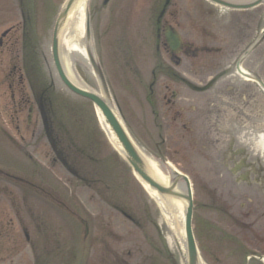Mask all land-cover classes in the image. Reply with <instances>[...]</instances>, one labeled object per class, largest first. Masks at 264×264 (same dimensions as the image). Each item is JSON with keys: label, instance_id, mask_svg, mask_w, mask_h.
Returning <instances> with one entry per match:
<instances>
[{"label": "rangeland", "instance_id": "rangeland-1", "mask_svg": "<svg viewBox=\"0 0 264 264\" xmlns=\"http://www.w3.org/2000/svg\"><path fill=\"white\" fill-rule=\"evenodd\" d=\"M51 5H56L61 3L60 0H49ZM60 1V2H59ZM142 2V0H139ZM177 2L183 6L182 11L186 10L190 13L196 12L197 14H200L202 8L197 5L195 0H177ZM57 5V6H58ZM44 6V5H42ZM204 10H212V11H219L217 8L210 7L209 5H204ZM3 2L0 0V19H3V26L0 27L1 29H6V28H12L14 31L15 29L20 28V11L15 7L14 10H7L3 11ZM137 12V7L135 8V13ZM113 17L116 16L112 12H109ZM184 13V12H182ZM138 14V13H137ZM221 14V13H219ZM264 8L260 7L256 10V14L254 13H248V17H244L243 15H238L239 20L238 24L235 23V21L230 22L228 27L229 29H226L224 31L219 30L220 35L225 36L224 38L226 41H230L233 43V50L237 51H242L246 47H248V44L251 42V39L253 36L257 35V32L255 31V34L252 33L254 32V29H261L264 26ZM256 15H261L259 18ZM49 15L47 16V12L44 10H41L38 12L37 15V20L42 23V24H49L47 26V29H51L50 24L47 22ZM223 19V18H222ZM52 20V17L50 21ZM49 21V22H50ZM220 21H222L220 19ZM235 23V24H234ZM113 24V22H112ZM97 28H99V25H95ZM114 26V24H113ZM115 27V26H114ZM116 29V28H115ZM44 35V48L47 51L48 49V39H49V31L44 29L43 31ZM249 35V38H248ZM264 38V37H263ZM104 42V41H102ZM97 45L99 46V42H96ZM96 45V46H97ZM103 44H101L100 41V52H103L106 56H104V59L108 63L109 66V72H112L113 76L109 75V83L110 87L112 89V97L114 99V105L118 108V111L120 115L123 117L124 122L134 131L133 128H135L134 133L139 136L141 141L145 144L144 147L147 149L148 152L150 153H156L160 151V149H163V154L165 155L168 153L170 156H173L175 158H172L171 160L175 164H179V168L181 171L189 172L190 174V180L192 182V189L194 192V198L197 203V206L195 208L194 212V233H195V238L196 242L198 245L199 253L200 256L202 257V260L204 261L205 264H242L243 259L239 257L238 255L236 256L235 254L228 253L225 251H222V243H219L218 239L215 238V236L212 235L214 233V222H212L213 219V214L208 210V206L210 209H212V206L207 205L209 204V201L206 196L209 194H205L206 186L207 183H205L208 177L204 178L202 176H196V174L193 173V169H200L199 162L197 166H195V163L192 162V158L189 157L191 160V163L188 161V155L187 156H182L181 150H182V144L180 142V139L178 136L180 134H177L175 130H172L173 136H171V132H169V135H166L167 141H166V146L162 147H157V145L154 142L155 136L151 135V128L150 125H146L144 122L143 117H147V115H142L143 110H144V99L140 98V92L137 89V85L135 82L127 81L126 82H121L120 80H117L116 76L118 70H123L122 68H118L115 63L114 59H112V52H109V49H103L101 47ZM98 50V47H97ZM258 52L259 47H258ZM7 52L4 50V54L0 55V130L2 132L7 133V136L9 139L16 140V145L19 147L22 146L20 143H24L25 147L28 151H30L33 155V159L35 158L39 160L42 164L46 165L49 168V171L52 170L53 172L60 176V180H57L59 183L62 185V189L64 191H68L70 185L69 184H64L63 182L68 181L70 179L66 173H64L62 167L61 168H56L54 170L52 163L50 162V158L52 156V153L50 152L48 145L46 143V140L43 136V133L41 132V121L39 117V113L35 112L32 113V118L30 119V122H27V115L28 112L25 109L24 106L21 107L20 105V94L19 92L24 89V91L27 89V96H31L28 85L26 82L20 86L18 85H12L13 83H10L11 81H8V78L5 79V77H10V72L9 69L6 68V64L11 62V58L8 57ZM261 55V52L258 54ZM257 55V56H258ZM256 56V57H257ZM107 57V58H106ZM141 68L144 70H148L150 68L149 65L145 63H140L139 64ZM75 68L79 72L81 76H83L86 79V83H88V86L93 88L94 90H97V84L95 80L91 77L90 71L86 68L85 65L81 63H75ZM215 67V65H212ZM213 71L212 67L207 66L201 71H199L200 74H202V78H199L197 80H194L195 82H198L200 79V83L204 82V79L208 74H210ZM204 74V75H203ZM195 76H199V74L196 72ZM198 78V77H196ZM116 79V80H115ZM125 83V84H123ZM55 84H56V89L62 91V87L59 85L58 81L55 79ZM12 87V88H11ZM215 86H213L211 89L208 91H202L200 93H197V95H190L185 92H178L179 97L176 99V103L174 106H178L180 102L186 101L182 99L183 97H188V96H195L194 101L191 100L189 103L198 106L202 104L203 102L206 103V101L211 98L213 95L216 94V90L213 89ZM14 88V89H13ZM13 91L14 97H10V91ZM165 97H167V94H164ZM235 95V96H234ZM13 98V99H12ZM221 100L224 99L226 103H220L216 104L215 101L213 100L212 106L214 107H220L224 108L225 106V111L230 110L232 113H227L231 117H234L236 120V123L240 126H244L247 119H248V97L238 95L235 92L229 94V95H221L220 96ZM79 101V100H78ZM143 101V102H142ZM199 102V103H197ZM88 108L90 107L91 111H93V108L91 105L88 103ZM160 107L162 109H166L165 104H161ZM198 110V109H197ZM199 112V110H198ZM200 113V112H199ZM93 114V113H92ZM142 117V118H141ZM94 118V116H93ZM92 118V119H93ZM141 118V119H140ZM93 123V122H92ZM202 123V122H201ZM94 126L97 128L96 132L102 134L103 131H101L98 128V124L94 118ZM203 124V123H202ZM204 124H206L204 122ZM40 131V132H39ZM156 131H154L155 134ZM24 137V141L18 142V137ZM150 137V138H149ZM149 138V141H148ZM109 150L110 153L112 154V164L110 165V174L115 175L117 170L124 169L127 170L125 166H122L121 163H119V160H116V162L113 160L116 157L115 151L112 149L113 147L109 143ZM157 154V153H156ZM103 155L105 153L103 152ZM189 155H191L189 153ZM111 157V156H110ZM48 160L51 165H49ZM196 160V159H195ZM208 161V160H206ZM0 163L1 166H3L4 170H7L9 165L7 163L4 164L3 160L0 158ZM2 168V167H0ZM13 169V168H12ZM205 170H209L205 166ZM193 174V175H191ZM126 175L129 176V173L126 171ZM211 176V175H210ZM131 178V177H130ZM129 177L125 176V184L129 187L127 191L129 193L135 192L134 188V181L130 179ZM212 180V176L210 177ZM205 183V184H203ZM1 185V184H0ZM65 185V186H64ZM104 188V191L107 190L106 187L100 186ZM71 188V187H70ZM3 193H5V189L3 187H0ZM144 192V191H143ZM12 193H14L12 191ZM73 197H75L76 201L80 205V208L84 211V215L89 216V221L91 222L90 227L94 230H97L99 223L103 226L104 230L107 232L111 233L112 236L115 239V241H120V240H128L126 242V247L132 249V252L129 253V256L126 255L125 253L123 255L118 256L116 258L117 260H114L112 263L113 264H175V260L168 261V260H163L161 259V252L163 249V245L168 251V253L173 257V255H176V251L174 249V245L172 241L170 240V237L168 235V226L166 222L164 221V218L162 217V213L159 210V207L157 204L150 198V203L152 206L151 208L153 209L154 214L151 212L152 217L151 222L148 223L147 221L145 222V217L137 219L140 222L141 229L140 228H135L132 227L133 225L130 222H127L125 219H123L120 215H116L113 213L110 209L102 210L99 206H101V202L98 201L97 198H94L90 195L87 194V198L85 195V192L83 191H78L76 189H73ZM207 193V191H206ZM66 195V199L68 196V193H64ZM72 195V194H70ZM3 195L0 196V207L4 206L7 210L3 209L2 207L0 208V222L2 223V228L4 229L7 224L6 221L10 218V220L13 221L16 230L13 231V235H11V238L7 242H0V246L2 247V250L5 251L7 249L12 250V258H2V263L0 264H34L37 261L38 256H32L33 254L29 252L28 245H26L25 239H23V234H22V229L25 228L23 231H26L28 234L32 235V239L34 237H37V233L35 232L34 228H31L30 226L25 227V225L19 226V223L16 221L14 218L13 214L16 210V207L18 209H21V204L20 200L17 199L13 200L14 195H12V202L14 203L15 207L12 209L13 214L11 213L10 209L8 208V203L10 204L11 202H6V198L2 197ZM129 196V195H128ZM144 196L147 199V195L144 194ZM8 198V197H7ZM134 201L131 203H127L132 208L134 211L137 213L136 216H138L141 213V206H140V198L139 196L134 195ZM143 201V198H142ZM206 203V204H204ZM207 206V207H206ZM87 209V210H86ZM130 211V210H129ZM131 212V211H130ZM1 213H4L3 216ZM102 214V215H101ZM3 220H1V218ZM102 218V221H96V226L94 227L95 220L98 218ZM208 225V226H207ZM204 228H208L206 233L204 234L203 230ZM146 236L149 241L147 244L144 243L143 237ZM137 238V242H134L133 239ZM31 239V241H33ZM146 240V238H145ZM152 247L155 250V253L153 254ZM223 250H227V248L223 247ZM96 251L92 253L91 261L89 264H106L103 263V261L98 257V255H95ZM109 264V262H108Z\"/></svg>", "mask_w": 264, "mask_h": 264}, {"label": "flooded vegetation", "instance_id": "flooded-vegetation-1", "mask_svg": "<svg viewBox=\"0 0 264 264\" xmlns=\"http://www.w3.org/2000/svg\"><path fill=\"white\" fill-rule=\"evenodd\" d=\"M158 1L159 10H155V19L153 29L158 30L164 28L170 23V18L175 16L176 10H168L169 1ZM161 25V26H160ZM159 36V35H157ZM160 37V36H159ZM115 42V41H114ZM166 48L163 40L161 41ZM183 43H186L183 41ZM180 46V52L184 55H190L192 45L186 43ZM258 90L253 84H248V103L257 104L256 96ZM254 111L259 110L260 115L254 118H248V124H259L264 118L263 107L253 106ZM215 144L220 146L221 140L217 137L214 139ZM224 144V143H223ZM235 153L232 155H223L224 161L230 163L239 162V165H245V172L239 170L236 173H229L224 167L219 169V174L226 178V196L225 187H221V191L217 196V209L215 210V219L220 230V237L224 236V240L234 241L237 244L236 249L242 253L248 252L252 255L264 256V164L259 160L260 155L256 146V139H252L248 134V154L242 157L235 147ZM237 176L238 179H234ZM243 182H241V181ZM46 228L45 226H43ZM232 227V228H231Z\"/></svg>", "mask_w": 264, "mask_h": 264}, {"label": "bare ground", "instance_id": "bare-ground-1", "mask_svg": "<svg viewBox=\"0 0 264 264\" xmlns=\"http://www.w3.org/2000/svg\"><path fill=\"white\" fill-rule=\"evenodd\" d=\"M87 3L88 0H75L71 4L67 1L64 4V7L68 8V11L58 26V29H62L59 42V54L62 69L66 77H68L72 83L81 86L84 84L81 83L80 77L74 69V65L79 62L90 69V59H94L95 57L91 41L85 35L84 14L87 8ZM86 88L88 89L89 87L86 86ZM108 109L115 114L117 113L113 104H111V108L108 106ZM95 111L108 138L115 144V139L108 126L105 124L106 121L104 120L102 113L99 112L97 107H95ZM143 158L150 172L154 173L161 182L166 183L168 180L167 169L169 165H162L159 160L145 154L143 155ZM147 187L148 186L146 185V190L149 196L156 202L161 210L162 216L168 226V235L171 241L177 248L184 251L185 244L182 221L183 204L175 200L171 203H166L158 193ZM200 264H204L201 259Z\"/></svg>", "mask_w": 264, "mask_h": 264}, {"label": "water", "instance_id": "water-1", "mask_svg": "<svg viewBox=\"0 0 264 264\" xmlns=\"http://www.w3.org/2000/svg\"><path fill=\"white\" fill-rule=\"evenodd\" d=\"M75 0H68V3L71 4ZM68 8L63 7L55 24L54 27V38H53V51H57V38L56 34L58 32V26L63 20L64 15L67 13ZM86 96L92 98L95 103L100 108L101 112L106 118L107 123L110 125L111 129L115 133L116 137L118 138L119 142L121 143L124 151L125 156L128 159V161L132 164L134 169L136 170V173L139 175V177L145 182L147 185H149L151 188L156 190L160 195L164 196L166 199H172V200H179L180 202L184 203L185 206V233H186V250L185 254H182L180 252L182 264H197L198 263V257L197 253L193 244L189 222H190V213H191V200H190V193L188 189V184L186 183L187 191L186 193L182 191H178L176 189V183L180 178H182L179 174L176 172H172V180L170 181L169 185H164L162 183H159L156 181L147 171L145 168V165L142 163V160L134 150L133 146L128 141L126 135L122 131V128L120 127L118 121L112 114V112L108 109L107 104L98 98L97 96L93 94H85ZM183 179V178H182Z\"/></svg>", "mask_w": 264, "mask_h": 264}]
</instances>
